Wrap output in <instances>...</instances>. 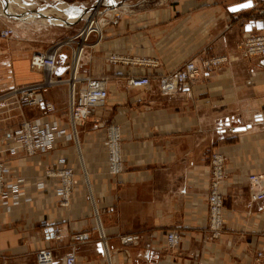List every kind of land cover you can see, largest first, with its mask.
Returning a JSON list of instances; mask_svg holds the SVG:
<instances>
[{
	"label": "crops",
	"instance_id": "crops-1",
	"mask_svg": "<svg viewBox=\"0 0 264 264\" xmlns=\"http://www.w3.org/2000/svg\"><path fill=\"white\" fill-rule=\"evenodd\" d=\"M240 1L124 0L126 11L116 23L101 26L100 40L93 44L97 34L88 36L78 68L80 77H106L104 105L77 124V139L56 141L47 153L10 154L6 149L15 142L7 136L22 120L57 121L71 131L68 70L57 75L62 82L40 89L52 112L42 104L17 107L6 101L7 110L0 109V158L10 175L31 189L10 199V208L0 203V264H36L35 252L41 248L53 250L54 264H62L71 252L76 264H109L95 231L93 203L106 230L111 264H264V257L256 256L264 249V198L251 201L246 180L247 174L264 170V56L240 55L246 23L262 18L256 17V7L228 11V5ZM96 2L25 0L27 21L11 25L16 29L12 36L0 37V93L22 82H41V72L29 66L31 55L79 33ZM54 23H63L59 36ZM111 54L131 61H109ZM211 57L225 60L204 68L202 62ZM69 58L66 47L58 63L68 65ZM189 59L197 63L198 75L171 95L127 86L129 76L165 75ZM109 124L120 128L124 158V170L115 177L107 173ZM237 126L246 128L234 131ZM212 151L227 156V178L220 185L227 221L217 238L205 228ZM59 158L74 169L68 206L59 205L53 189L58 181L47 175ZM55 225L61 236L53 243L49 227ZM81 229L91 230L92 238L72 250L69 236ZM170 231L180 238L171 248L165 240ZM121 235L139 237L127 246L129 255L121 250Z\"/></svg>",
	"mask_w": 264,
	"mask_h": 264
},
{
	"label": "built area",
	"instance_id": "built-area-1",
	"mask_svg": "<svg viewBox=\"0 0 264 264\" xmlns=\"http://www.w3.org/2000/svg\"><path fill=\"white\" fill-rule=\"evenodd\" d=\"M105 0H97V12L92 17V29L84 33V27L75 36L59 40L49 45L44 52H34L31 55L29 66L32 70L41 72L43 79L38 83H20L13 89L6 91L0 95V100L5 98H13V103L17 107L25 105L35 106L42 104L46 112H52L53 106L48 102H44L40 89L50 85L62 82L56 75L58 69V59L64 48L70 49V58L68 62V96L67 108L68 119L71 131L66 132L63 125L57 121H44L37 119L35 121L22 120L18 129L10 133L7 138L15 142L6 150L10 154L23 153L25 155H33L36 153H47L56 141L75 140L73 129L86 117L93 114L96 109L103 106L107 97V80L104 76L86 75L78 76V68L82 52L84 50L88 36L96 33L95 43L100 40V31L94 26L97 22L101 26L107 23H116L121 13L109 16L107 9L102 7ZM114 2L117 0H113ZM253 7L258 8L256 17L264 18V4L260 0H252ZM104 8V9H101ZM94 10V9H93ZM92 10V12H93ZM96 11V10H95ZM258 18H253L255 21ZM87 23V22H86ZM85 23V24H86ZM85 26V25H84ZM13 35V29L5 27L0 29V37H9ZM241 56L244 58L262 57L264 56V32L262 30H247L240 43ZM80 50V51H79ZM80 54V55H79ZM77 55V56H76ZM108 60L112 62L131 61L130 58L111 54ZM225 57H211L202 62L204 68H210L223 62ZM142 62V61H141ZM154 64L151 61H143ZM73 73V87L70 96V81ZM198 75V65L194 59H189L179 65L176 69L165 75H132L127 78V86L130 88H149L156 95L168 96L180 88L185 82L191 81ZM107 157V173L111 176H117L124 170V159L122 157L120 147V128L116 124H109L106 131V139L104 142ZM47 175L54 177L58 181V186L54 187L55 195L58 197L60 206H68L70 204L71 193L74 189V169L65 164L64 158H59L57 166L48 170ZM226 175L225 157L220 152H213L210 157L209 164V180L207 184L206 197V223L211 238H217L225 224L224 215V195L220 191V185ZM246 180L249 187V198L251 201H257L264 198V170L255 171L247 174ZM42 187V184H40ZM31 185L22 178H15L10 175L9 167L5 160L0 158V203L10 208L9 200H17L22 197ZM112 209V208H110ZM95 215V213H94ZM96 217V215H95ZM95 230L100 238L102 247L107 245L105 233H101L95 219ZM264 233V224L261 229ZM51 239L56 240L61 236V229L58 225L52 226L49 230ZM92 238L90 230H78L72 233L70 240L73 245L77 243H85ZM138 235H121L119 242L122 244V251L125 255H129L127 246L138 242ZM166 246L175 247L179 241V235L175 231H170L166 235ZM257 257H264V249L256 252ZM77 256L74 253L63 257L62 264H76ZM109 262V261H108ZM36 264H54L55 254L51 248H41L35 253Z\"/></svg>",
	"mask_w": 264,
	"mask_h": 264
},
{
	"label": "water",
	"instance_id": "water-1",
	"mask_svg": "<svg viewBox=\"0 0 264 264\" xmlns=\"http://www.w3.org/2000/svg\"><path fill=\"white\" fill-rule=\"evenodd\" d=\"M123 1L124 0H117L114 2L113 0H105L101 5H102V7L107 9V8H112L114 6L120 5L123 3ZM0 4H1V9H2L0 14L3 15L4 17H8L11 19H20V20L25 18V17H23V13L8 11L6 9L5 0H0ZM95 5H96V3H94L91 7H89V9L96 7ZM250 8H253L252 0H242L240 2L232 3V4L228 5V7H227L228 11L231 13L240 12V11L250 9ZM253 28H255L257 30L263 29L264 28V20L263 19H256L255 21L251 20L248 23H246V25H245L246 30H252ZM67 68H68V65H63L59 62L58 69L56 71V75H62L67 70ZM245 128H246V126H237V127H234V131H243V130H245ZM51 229H52V227H49V230H51Z\"/></svg>",
	"mask_w": 264,
	"mask_h": 264
},
{
	"label": "rangeland",
	"instance_id": "rangeland-1",
	"mask_svg": "<svg viewBox=\"0 0 264 264\" xmlns=\"http://www.w3.org/2000/svg\"><path fill=\"white\" fill-rule=\"evenodd\" d=\"M164 1H167V0H148V2H149V4H155V3H162V2H164ZM24 2H25V0H20V3H22V4H20V3H16V2H12V4L15 6V8L17 9V11H27L26 10V7H24L25 6V4H24ZM18 4V5H17ZM264 4V3H263ZM135 8H137V7H134V6H130L129 7V9L130 10H134ZM258 9V8H257ZM1 4H0V12H1ZM258 11V10H257ZM108 12H111V11H108ZM257 13V12H256ZM255 13V14H256ZM65 14H66V12H65ZM67 14H68V16L69 17H71L72 15H75L76 13H68L67 12ZM55 16H57L56 14H55ZM58 16H61V15H58ZM62 18H66V16L64 15H62L61 16ZM55 18H57V19H55ZM54 18V20L57 22H61V18L60 17H55ZM89 18V16L87 17V19ZM42 20H43V22H48V19L47 18H42ZM20 22H25V21H19V20H11V19H8V18H6V17H4L3 15H1L0 14V24H1V28H5V27H10L11 25H13V24H19ZM54 24H56V26H55V28H53L54 29V31L56 32V35H58L59 36V30H60V28H61V26H58V25H60V24H63V23H54ZM83 24H85V22L83 23ZM56 29V30H55ZM16 29H14L13 28V34H14V32H16L15 31ZM10 37V36H9ZM72 37V36H71ZM2 38H8V37H2ZM68 38V37H67ZM63 39H66V38H63ZM63 39H57L56 41H59V40H63ZM56 41H54V42H56ZM54 42H52L51 44H53ZM51 44H49V45H51ZM240 55H241V49H240ZM242 57V56H241ZM244 58V57H243ZM252 58H254V57H252ZM6 91H4V92H2V93H0V95L1 94H3V93H5ZM13 98H5V99H1L0 100V109L2 110L3 108L5 109V110H7L6 109V101H9V102H7V103H10L11 104V102H13ZM4 103H5V106H4ZM122 152V151H121ZM213 152H215V151H212V152H210V154H209V164H210V157H211V154L213 153ZM218 152V151H217ZM220 153H222V152H220ZM223 155H224V157H225V168H226V163H227V156L225 155V153H222ZM122 157H123V154H122ZM124 159V158H123ZM247 177V176H246ZM227 178V171H226V175H225V178L224 179H226ZM248 183V182H247ZM225 201H226V197L224 196V204H223V207L225 208ZM206 202V201H205ZM94 208V207H93ZM94 210H93V221H94V225H95V215H94ZM224 215H225V222L227 221V218H226V214H225V209H224ZM225 225V224H224ZM59 226V228H60V225H58ZM82 230V229H81ZM84 230V229H83ZM91 231V230H90ZM96 231V230H95ZM75 232H77V231H75ZM72 235V234H71ZM70 235V236H71ZM91 235H92V231H91ZM70 236H69V240H68V245L71 247V249L73 250L74 249V247H75V245H73L72 244V241L70 240ZM60 238V237H59ZM58 238V239H59ZM55 241H57V239L56 240H54L53 241V243H55ZM78 244V243H77ZM127 248H129V247H127ZM121 250H122V248H121ZM128 251H129V249H128ZM36 253V252H35ZM71 253H73V252H71ZM70 253V254H71Z\"/></svg>",
	"mask_w": 264,
	"mask_h": 264
},
{
	"label": "bare ground",
	"instance_id": "bare-ground-1",
	"mask_svg": "<svg viewBox=\"0 0 264 264\" xmlns=\"http://www.w3.org/2000/svg\"><path fill=\"white\" fill-rule=\"evenodd\" d=\"M12 2L18 3L19 0H5L6 9L8 11H13V12H17V13H23V17H25L22 20H20V19H13V20L27 21L28 17L30 16V12L29 11H17V9L15 8V6L12 4ZM97 5L98 4L95 5L96 7H94L93 12H91V13L89 12V15H88L89 18L87 19V23L85 24L84 29H83L84 30V33L88 32L93 27V25H91L92 20H94V18L92 16L94 14H96V12H97V8H98ZM122 7H123V5L120 4V5L114 6L112 8H107V13H108L109 16L115 15L116 13H123V12L126 11V9H124ZM108 11H111V12H108ZM6 18H8V17H6ZM8 19H11V18H8ZM49 19L55 21L54 18H52L51 16H49ZM55 19H57V18H55ZM66 23H69L70 24V21H66ZM71 23H73V22H71ZM94 28L96 30L100 31L101 30V23L97 22L96 25L94 26ZM72 87H73V73H72V78H71V81H70V96L72 94ZM73 129L76 130L77 129V126L75 128H73ZM74 137H75V139H77L76 133H74ZM93 205H94V212H95V215H96V217H95L96 224H97L100 232L101 233H105L106 230L104 231V227H103V224H102V219H101V216H100V211H99L98 207L94 203H93ZM103 250H104V254H105L106 258H107V261H109V264H111L110 263V260H111V253L112 252L110 253V250L108 248V245H105Z\"/></svg>",
	"mask_w": 264,
	"mask_h": 264
},
{
	"label": "snow or ice",
	"instance_id": "snow-or-ice-1",
	"mask_svg": "<svg viewBox=\"0 0 264 264\" xmlns=\"http://www.w3.org/2000/svg\"><path fill=\"white\" fill-rule=\"evenodd\" d=\"M246 6V5H245Z\"/></svg>",
	"mask_w": 264,
	"mask_h": 264
}]
</instances>
